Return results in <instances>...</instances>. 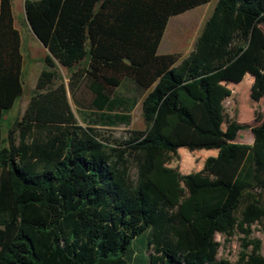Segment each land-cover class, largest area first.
<instances>
[{"label": "trees", "instance_id": "16d2710c", "mask_svg": "<svg viewBox=\"0 0 264 264\" xmlns=\"http://www.w3.org/2000/svg\"><path fill=\"white\" fill-rule=\"evenodd\" d=\"M210 1L24 0L47 54L25 111L4 125L23 94V56L11 0H0V264H229L215 236L235 232L239 264H264L250 239L254 224L264 234V116L239 144L248 126L223 106L264 0H217L187 57L158 54L168 20ZM125 83L145 129L114 148L77 124L68 93L80 106L83 84L99 123L128 125L136 100L115 92ZM206 147L218 149L206 160L216 178L193 171L183 188L163 150ZM145 232L144 258H133Z\"/></svg>", "mask_w": 264, "mask_h": 264}, {"label": "rangeland", "instance_id": "374dc122", "mask_svg": "<svg viewBox=\"0 0 264 264\" xmlns=\"http://www.w3.org/2000/svg\"><path fill=\"white\" fill-rule=\"evenodd\" d=\"M13 1V23L20 34L21 53L23 56L22 77L25 84L31 85L37 74L44 69V58L46 51L41 44L27 30L22 12V0ZM217 0L200 7L194 8L183 14L171 17L164 30L163 37L158 48V54H173L179 61L184 59L195 48L196 42L203 30V27L210 17ZM238 63L233 78L226 82V87L231 91V96L224 101L223 106L227 121L235 120L245 124L248 128L241 130L235 143L251 145L253 135L251 127L257 126L258 121L264 116V26L258 25L253 30L249 44L245 48L244 57ZM59 74L65 85H68L70 72L58 68ZM28 86H26L28 88ZM119 95L130 101L136 100L135 105L129 112L130 123L118 124L116 126H104L99 123L97 115L89 107L91 99L90 92L82 84L78 87L76 98L80 103L77 106L70 94L68 100L70 108L75 116L76 122L82 127H93L98 130L111 147L118 148L121 142L126 141L129 132L143 131L145 125L142 119L141 100L130 84L115 90ZM21 100L18 99L12 109L5 115L6 122L12 123ZM13 113V114H12ZM120 113V111L116 112ZM11 114V116H10ZM17 116V115H16ZM175 117V116H174ZM225 127V125L223 126ZM163 157L166 160L165 166H173L178 181L183 188H186L185 180L188 175L198 173L202 176L212 178L215 174L206 167L207 158H214L218 153L215 148H178L174 150H163ZM163 159V158H162ZM163 160V162H164ZM194 171V172H193ZM193 172V173H191ZM130 174L134 176L135 168L131 165ZM250 239L259 240L261 243L260 254L264 257V234L258 224L251 227ZM147 233H143L131 246L133 258L142 259V249L144 248ZM219 243L217 261H227L229 264H239V257L242 248L243 235L235 232L231 238L225 239L222 235L215 236ZM151 253L145 252V257ZM144 258V257H143ZM147 264V263H146Z\"/></svg>", "mask_w": 264, "mask_h": 264}, {"label": "crops", "instance_id": "0c3cea01", "mask_svg": "<svg viewBox=\"0 0 264 264\" xmlns=\"http://www.w3.org/2000/svg\"><path fill=\"white\" fill-rule=\"evenodd\" d=\"M11 9H12V15H13V1L11 0ZM22 12H23V20H24V24H25V26H26V28H27V30L31 33V31H30V29H29V27H28V24H27V22H26V19H25V15H24V0H22ZM13 19H14V16H13ZM32 34V33H31ZM32 36H33V34H32ZM34 37V36H33ZM35 38V37H34ZM36 39V38H35ZM45 50V49H44ZM46 51V50H45ZM41 72V71H40ZM39 72V73H40ZM38 75L39 74H37V76H36V79L35 80H33V82L31 83V85L30 86H28L27 84H25V82L23 81V77H22V83H23V94L21 95V97L19 98L20 100H21V103L19 104V106H18V108H17V110H16V112H15V114L14 115H12V116H15L14 118L16 119V118H19L22 114H23V112L25 111V109H26V107H27V105H28V102H29V99H30V97H31V94H32V92L34 91V89H35V85H36V81H37V78H38ZM26 86H28V88L26 87ZM16 102H17V100H16ZM16 102L14 103V104H16ZM14 106V105H13ZM13 114V113H12ZM9 114H7V116H8ZM17 115V116H16ZM10 116H11V114H10ZM5 117V116H4ZM216 177H215V175L211 178V179H215Z\"/></svg>", "mask_w": 264, "mask_h": 264}]
</instances>
